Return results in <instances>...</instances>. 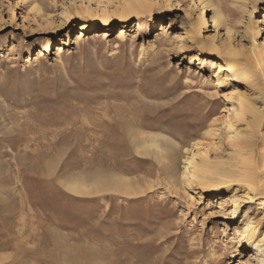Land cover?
<instances>
[{
	"label": "rangeland",
	"instance_id": "374dc122",
	"mask_svg": "<svg viewBox=\"0 0 264 264\" xmlns=\"http://www.w3.org/2000/svg\"><path fill=\"white\" fill-rule=\"evenodd\" d=\"M118 1L0 0V264H259L264 0Z\"/></svg>",
	"mask_w": 264,
	"mask_h": 264
},
{
	"label": "bare ground",
	"instance_id": "6f19581e",
	"mask_svg": "<svg viewBox=\"0 0 264 264\" xmlns=\"http://www.w3.org/2000/svg\"><path fill=\"white\" fill-rule=\"evenodd\" d=\"M205 1H206V3L203 4ZM199 2H200V4H203L202 9L205 6H212V4H213L212 0H199ZM143 3H144V1H140V0H119L118 4H117L118 5L117 7H119V8H118L117 13L115 14V17L123 19V18L129 17L130 15H133L134 13H139L140 11L144 12L145 8H144V4ZM220 14L221 13H219V11H218V9L216 7V10L214 11V16L211 18L213 23L216 24V25L219 23V21L221 19V15ZM205 23L206 22L204 20H202V24H205ZM85 27H87V26H85ZM88 27H91V26H88ZM122 32L123 31L121 30L120 34ZM80 36H82V33H80ZM80 36L78 37V39L80 38ZM105 36H107V34L103 33V37H105ZM43 51H44L43 53L39 52L40 53L39 55H44L46 52L50 51V44L48 42L43 46ZM232 63L233 62H228L225 65V69H228V70L231 69L232 70L231 73H232L233 76L236 75V74H242L244 77H246V73L242 72L240 69H238L236 67H232V65H233ZM263 67H264V61H263ZM239 104H240V108H239L240 110L238 111V113L240 115H244V113L246 111L250 110V107H249L248 103L240 101ZM122 119L124 121V116H122ZM123 121L121 120V122H123ZM122 124L125 125V123H122ZM153 141L154 142L152 143V145L154 147H158L159 144L157 142H155L156 139H154ZM193 147L195 148V151H192V149L189 150V152L187 153V155H186V157H185V159L183 161L184 165H183L182 174H183V177L186 178L189 181H191L193 179H196V180L201 179V180H203L204 179L203 177L205 176V174H207L210 171V169H209L210 164L208 163V161L204 157H201L203 155L202 153H204V155H206L207 150H204L203 152H201V149H200L201 147H196V146H193ZM247 161L249 162L248 159H244L242 161V163L244 165V168L242 169L241 172H239L240 176H239L238 180L239 181L242 180L243 182L244 181L248 182V183H250L249 185H251L253 182L255 183V181H254L255 180V175H254L255 173H253L254 171L251 170L252 168H249V163ZM207 169L209 170L208 172H207ZM228 172H231V171H228ZM239 173H237V174H239ZM230 174H232V173H230ZM228 176H230V175H228ZM234 179H235V177L233 178V180ZM253 186H254V184H253ZM72 189L73 190L77 189V186H73ZM82 190L83 189H80L79 192H86V191H82ZM6 193H7V191H6ZM259 264H264V256L259 261Z\"/></svg>",
	"mask_w": 264,
	"mask_h": 264
}]
</instances>
